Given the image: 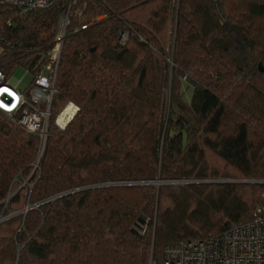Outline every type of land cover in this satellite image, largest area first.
<instances>
[{
    "label": "trees",
    "instance_id": "trees-1",
    "mask_svg": "<svg viewBox=\"0 0 264 264\" xmlns=\"http://www.w3.org/2000/svg\"><path fill=\"white\" fill-rule=\"evenodd\" d=\"M73 9L51 111L71 101L77 113L64 130L51 127L40 158L37 134L0 119V264H162L168 243L264 216V182H198L264 180V0H77ZM60 11L0 5L5 70L52 41ZM103 183L113 185L53 198Z\"/></svg>",
    "mask_w": 264,
    "mask_h": 264
},
{
    "label": "built area",
    "instance_id": "built-area-1",
    "mask_svg": "<svg viewBox=\"0 0 264 264\" xmlns=\"http://www.w3.org/2000/svg\"><path fill=\"white\" fill-rule=\"evenodd\" d=\"M76 1L0 0V5H7L10 10L21 14L48 9L56 4L61 9L52 41L45 47L32 45L24 51L26 56L33 55L34 60L27 61L25 65L18 64L31 75L30 82L23 89L17 88L19 80L13 76L17 68L4 69L5 65L1 63L3 49L0 47V119L6 116L23 130L37 134L42 152L49 135L51 104L56 93L66 30L72 15L80 16V12L73 9ZM104 16L98 15L88 22H82L74 30L87 29ZM129 30L125 27L119 32L120 44L126 43ZM2 44L13 48L7 39H3ZM77 111L78 106L69 102L55 119L57 127L64 129ZM162 264H264V216H256L249 222L201 239L168 243L163 248Z\"/></svg>",
    "mask_w": 264,
    "mask_h": 264
},
{
    "label": "rangeland",
    "instance_id": "rangeland-1",
    "mask_svg": "<svg viewBox=\"0 0 264 264\" xmlns=\"http://www.w3.org/2000/svg\"><path fill=\"white\" fill-rule=\"evenodd\" d=\"M13 76L16 78V79H18L19 80V84H18V86H17V88L18 89H23L25 86H27L28 85V83L30 82V80H31V75L30 74H28L27 72H26V69L25 68H23V67H18L16 70H14V72H13ZM69 102H71V101H68V102H66V104H64L63 106H62V108H61V110L60 111H62L68 104H69ZM72 103H74V102H72ZM75 104V103H74ZM76 105V104H75ZM59 111V112H60ZM59 112L58 113H56V115H54L53 116V114H52V117H51V120H50V126H49V131H50V129H51V127L52 128H55L56 130H58V131H61V130H64V129H59L58 127H57V125L55 124V119L57 118V116H58V114H59ZM72 120V119H71ZM69 123V122H68ZM67 123V124H68ZM66 127V126H65ZM42 155V148L41 147H39V150H38V156H39V158H40V156ZM38 158V159H39ZM38 162V161H37ZM37 162L35 163V165H34V168H36L37 167ZM216 168H218V167H220V168H222L223 166H215ZM229 173H232V174H235V171H233V170H230L229 171ZM158 180H160V181H165V180H161V179H157L154 183H156L157 184V181ZM210 180H230L231 182H233V181H237V180H243V179H241V178H225V179H210ZM251 180H253V179H251ZM198 181V180H197ZM206 181H209V180H203V181H198V182H206ZM187 182H189V181H184V182H179V183H187ZM190 182H196L195 180H193V181H190ZM138 183H140V182H138ZM144 183V182H143ZM172 183H174V182H172ZM110 184H113V183H110ZM131 184V183H130ZM134 184H137V182H135ZM161 184H164V183H161ZM167 184H171V182L170 181H168L167 182ZM160 185V184H159ZM157 186H158V184H157ZM83 187H81L80 189H82ZM75 190H77L78 191V188L77 189H75ZM75 190H70V191H72L71 193H73ZM84 190V189H83ZM67 192H69V191H67ZM64 193V192H63ZM27 207V206H26ZM29 207L30 208H33V207H35L34 205H29ZM37 207V206H36ZM14 213V212H13ZM143 225H144V222H143V224H141V228H137L135 225L133 226V227H135L137 230H138V233H136V234H141V232H142V230H143ZM132 227V228H133ZM133 230V229H132Z\"/></svg>",
    "mask_w": 264,
    "mask_h": 264
},
{
    "label": "water",
    "instance_id": "water-1",
    "mask_svg": "<svg viewBox=\"0 0 264 264\" xmlns=\"http://www.w3.org/2000/svg\"><path fill=\"white\" fill-rule=\"evenodd\" d=\"M259 68H260V70L262 71V72H264V67H262L261 65H259ZM168 181H160V180H158L157 181V184L159 185V184H161V183H167ZM171 183L172 182H174L175 183V181H170ZM206 182H231L230 180H209V181H206ZM233 182H240V183H257V182H264V180H237V181H233ZM120 184V183H119ZM137 184H144L143 182H140V183H138L137 182ZM107 185H113V184H110V183H103V184H96V185H91V186H86V187H83L82 189H78V190H83V189H89V188H95V187H101V186H107ZM75 191H77V190H75ZM72 191H69V192H64V193H61V194H58V195H55V196H53V198H58V197H60V196H62V195H66V194H69V193H71ZM30 207L29 206H27L24 210L26 211L27 209H29ZM143 219H141V218H139L138 219V221L137 222H135V226L137 227V228H141V224H143ZM133 229V231L134 232H136V233H138V230L135 228V227H133L132 228Z\"/></svg>",
    "mask_w": 264,
    "mask_h": 264
}]
</instances>
